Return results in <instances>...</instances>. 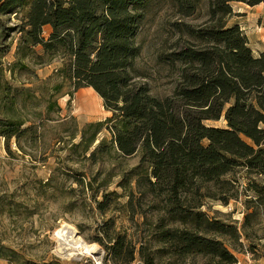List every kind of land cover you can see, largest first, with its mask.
<instances>
[{
  "label": "trees",
  "instance_id": "trees-1",
  "mask_svg": "<svg viewBox=\"0 0 264 264\" xmlns=\"http://www.w3.org/2000/svg\"><path fill=\"white\" fill-rule=\"evenodd\" d=\"M234 3L255 7L264 0H0V37L2 19L11 17L16 24L9 30L19 35L14 68L27 69L28 57L35 65L58 62L62 83L51 95L63 83L73 91L92 89L113 114L116 149L127 157L140 153L141 166H147L138 174L137 192L141 197L160 193L179 217L176 228L160 230L162 242H170L177 256H199L213 264H237L224 241L229 235L238 242L236 230L208 218L200 210L204 204L182 211L186 195L200 197L203 185L241 170L253 193L244 201L246 209L257 206L264 215V54L255 56L240 27L229 25ZM164 8L173 20L156 51V74L171 91L155 97L137 38L147 17ZM38 47L40 54L33 50ZM221 119L225 129L205 125ZM23 125L0 114V137L9 153L10 141L19 145L31 130H21ZM233 182L224 185L231 189ZM229 192L215 202L226 207L237 201ZM133 201L130 192L128 212ZM96 242L105 253L102 264L144 259L143 248L125 236Z\"/></svg>",
  "mask_w": 264,
  "mask_h": 264
},
{
  "label": "rangeland",
  "instance_id": "rangeland-1",
  "mask_svg": "<svg viewBox=\"0 0 264 264\" xmlns=\"http://www.w3.org/2000/svg\"><path fill=\"white\" fill-rule=\"evenodd\" d=\"M245 6L232 4L229 25L237 21L238 12L248 10ZM255 15L264 20V7ZM2 20L0 114L22 121L21 130H31L21 135L19 145L15 139L10 141V153L0 137V264H102L105 253L96 241L117 235L143 248L144 259L136 256L133 264H147L148 259L154 264H213L199 256H177L170 242H162L160 230L172 224L176 228L179 217L160 193L141 197L137 192L138 174L147 166H141L140 153L127 157L116 149L110 131L113 114L90 88L73 91L63 83L61 91L51 95L52 88L62 83L56 72L58 62L35 65L28 57L23 60L27 69L14 68L19 35L9 29L16 21L13 17ZM172 20L168 8L153 11L137 38L142 46L140 64L148 70L155 97L171 91L162 86L166 81L159 78L162 75L156 74V51L161 38L171 32ZM48 36L45 28L43 38ZM33 50L40 54L39 47ZM69 92L70 97L66 96ZM205 125L226 127L223 119ZM248 179L237 170L218 184L203 185L200 197L186 195L179 207L184 211L204 204L200 210L208 218L236 230L238 242L229 235L224 241L237 264H264V215L257 206L247 210L244 205L253 196L247 189ZM228 181H234L231 189L224 185ZM227 191L238 199L224 207L214 198ZM130 192L134 201L128 212ZM69 231L77 234L90 253L71 248Z\"/></svg>",
  "mask_w": 264,
  "mask_h": 264
},
{
  "label": "crops",
  "instance_id": "crops-1",
  "mask_svg": "<svg viewBox=\"0 0 264 264\" xmlns=\"http://www.w3.org/2000/svg\"><path fill=\"white\" fill-rule=\"evenodd\" d=\"M245 7L248 10L238 12L240 15L237 14L239 17L233 24H236L240 27L248 40V44L252 53L256 56H259L264 54V20L260 21V17L255 15V13H259V9L264 7V4H260L255 7ZM46 28L50 31L49 27ZM243 264L247 263L243 262Z\"/></svg>",
  "mask_w": 264,
  "mask_h": 264
},
{
  "label": "bare ground",
  "instance_id": "bare-ground-1",
  "mask_svg": "<svg viewBox=\"0 0 264 264\" xmlns=\"http://www.w3.org/2000/svg\"><path fill=\"white\" fill-rule=\"evenodd\" d=\"M67 238L69 239V242L72 243V249L81 250V252L85 254L90 253L91 249L83 244V242L77 237V234L74 231H69Z\"/></svg>",
  "mask_w": 264,
  "mask_h": 264
}]
</instances>
